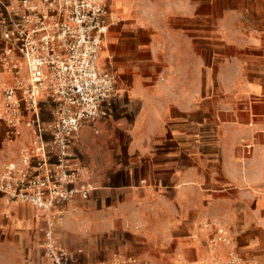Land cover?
<instances>
[{
	"label": "crops",
	"instance_id": "1",
	"mask_svg": "<svg viewBox=\"0 0 264 264\" xmlns=\"http://www.w3.org/2000/svg\"><path fill=\"white\" fill-rule=\"evenodd\" d=\"M190 1L180 0L181 7L178 8H161L159 15L177 17V25L168 22L157 28L153 44H138L140 58L152 59V65L157 67L154 74L162 79L153 85L148 83V75L138 78L131 71L129 54L121 50L118 37L111 32L114 40L104 57L109 60V65L132 76L128 80L130 85L117 91V98L123 99L126 111L113 115L110 108L108 118L97 124V132L91 127H83L73 142L79 182L88 184L91 191L86 200L76 196L70 203L54 209L63 211V216L56 218L54 223V237L70 251L77 253L80 251L77 248L84 244L91 249L93 236L105 233L117 224L136 223L140 218L139 209L144 210L145 215L157 216V210L165 202L168 209L182 210L179 217L167 221L166 234H163L164 240L176 242L174 251L183 259L182 264H213L215 258L225 263L228 252L243 264L264 260L263 254L254 252V244L236 250L220 246L211 253L200 243L185 236H175L171 231L174 225H182L186 233L202 239L206 234L202 227L205 219L219 217L216 212L202 210L232 208L233 203L237 206V202L229 199L237 192L233 173L239 166L238 153L231 150L238 146L240 139L257 141L264 134V119L260 118L264 116H258L264 112V104L258 106L251 102L241 108L237 97L222 99L216 94L205 95L201 90L185 88L184 82L190 80ZM222 1L220 16L242 15V10L249 8L243 3L253 1L262 3L261 8H257L262 13H257L264 17V0H237L241 2L240 7L228 3L234 0ZM0 5L1 20L6 16L5 9L13 10L17 3L0 0ZM110 10L108 33L116 25L115 21L120 20L119 16H126L125 8L114 6V10ZM206 15L207 11L196 15L204 19L203 27L206 26ZM203 27L197 31L205 33V38L207 31ZM163 32L168 35L166 40ZM42 118L49 121L47 111L43 110ZM22 128L30 133L27 128ZM115 132L127 142L124 165L116 164L114 149L110 147L115 142ZM29 135L27 141L17 140L18 147L31 145L32 136ZM16 147L15 144L10 147L13 151L9 162L19 163L21 150L17 152ZM4 165L0 164V174ZM258 203L262 207L263 202ZM45 219L30 204L8 203L0 196V250L5 249L10 257L16 258L14 264L39 262ZM223 221L233 224L232 216H226ZM81 253L76 254L74 264H89L88 255L82 257ZM110 262L108 252L101 264Z\"/></svg>",
	"mask_w": 264,
	"mask_h": 264
},
{
	"label": "built area",
	"instance_id": "2",
	"mask_svg": "<svg viewBox=\"0 0 264 264\" xmlns=\"http://www.w3.org/2000/svg\"><path fill=\"white\" fill-rule=\"evenodd\" d=\"M15 1L18 9H5L0 20V122L14 138L27 128L32 141L19 152V163L3 166L0 196L46 217L40 264H74L81 251L67 250L54 237L56 218L63 216L54 209L76 196L88 198L91 187L79 182L72 145L83 127L97 132L118 97L117 73L99 65L111 10L108 0ZM219 236L207 241L209 252L224 243ZM227 258L213 264H242L232 252ZM110 264L151 263L114 255Z\"/></svg>",
	"mask_w": 264,
	"mask_h": 264
},
{
	"label": "rangeland",
	"instance_id": "3",
	"mask_svg": "<svg viewBox=\"0 0 264 264\" xmlns=\"http://www.w3.org/2000/svg\"><path fill=\"white\" fill-rule=\"evenodd\" d=\"M222 2V0L190 1V80L184 82L185 88L201 90V94L205 92V95L216 94L223 97L222 99L237 97L241 108L251 102L262 106L264 104V17L257 13H262L261 9L257 11V8H261L262 3L246 1L243 4L249 8L242 10V15L239 13L228 17L220 16ZM228 3L234 4V7L241 6V2L237 0ZM108 5L112 10H114V6L125 8L126 16H119L120 20L115 21L116 25H113L110 32L107 33L99 65L117 73V91L130 85V81L128 82L130 77L132 78L130 73L120 72L117 67L109 65V60L104 57L107 53L106 50L108 51L111 46V41L114 40L111 34L114 32L113 36L118 37L117 44L124 53H128L130 56L129 59H131L133 67L131 71L138 78L141 75H148L150 78L148 83L151 85L157 83L161 79L154 74L157 67L152 65V59L140 58L138 44L140 42L153 44L156 30L168 22L177 25V17L168 18L159 14L161 8L181 7L180 0H108ZM0 8L2 9L1 5ZM17 9L18 6L15 5L14 10ZM206 11V26L203 27L204 19L196 15L198 12L205 13ZM202 27L207 31L205 38L203 37L205 33L197 31ZM166 35L165 32L162 33L164 40H166ZM164 52L166 53L167 50ZM182 83V81L179 82L180 86H183ZM49 110H51L50 105L47 106L48 115ZM123 111H126L123 99L116 97L111 104V113L116 115ZM132 112L133 110L130 111L131 116ZM258 116H264V112L259 113ZM260 118L264 119V117ZM251 123L254 125V122ZM9 132L10 129L0 122L1 165L10 161L9 156L13 151L10 147L15 144L16 150L19 152L24 148L21 145L18 147L17 140L27 141L30 136V133L24 128L21 129V135L17 138H14ZM115 136V142L110 147L114 149L116 164L124 165L127 161V142L117 132H115ZM231 152L238 153L239 158V166H236V172L233 173L236 177L237 192L229 196L230 200L237 202V206H234L235 203H233L232 208L202 210L216 212L219 216L205 219L202 227L205 228L206 234L202 239L193 237L191 233H186L182 225L178 227L174 225L171 231L175 236H185L186 239L200 243L208 251L207 241L219 236L216 231L221 229L223 233L219 237L224 239V243L218 247L236 250V248L254 244V252L264 255V134L263 138L257 141L240 139L238 146ZM260 201L263 202L261 203L262 207H259L258 202ZM138 213L140 218L136 223L117 224L109 231L93 236L91 249H88V244L78 247L77 249L82 252L81 256L88 255L87 262L89 264L103 263L104 255L108 252L111 255V261L114 255H124L137 256L151 264H182L183 259L181 260L174 251L176 242L163 239V234H166L167 221H173V218L179 217L182 210L168 209L167 204L163 202L155 217L145 215L142 209H139ZM226 216H232L233 224L224 223L223 220ZM127 218L129 220L128 216ZM58 243L64 247L59 241ZM9 255L7 250L1 249L0 264H14L16 258ZM250 262L251 264H262L264 260H250ZM36 264H40V260Z\"/></svg>",
	"mask_w": 264,
	"mask_h": 264
},
{
	"label": "bare ground",
	"instance_id": "4",
	"mask_svg": "<svg viewBox=\"0 0 264 264\" xmlns=\"http://www.w3.org/2000/svg\"><path fill=\"white\" fill-rule=\"evenodd\" d=\"M100 63H101V59H100Z\"/></svg>",
	"mask_w": 264,
	"mask_h": 264
}]
</instances>
